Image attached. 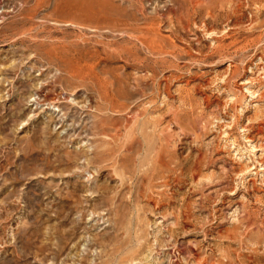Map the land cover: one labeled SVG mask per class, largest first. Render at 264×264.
<instances>
[{
  "label": "rangeland",
  "instance_id": "374dc122",
  "mask_svg": "<svg viewBox=\"0 0 264 264\" xmlns=\"http://www.w3.org/2000/svg\"><path fill=\"white\" fill-rule=\"evenodd\" d=\"M0 264H264V0H0Z\"/></svg>",
  "mask_w": 264,
  "mask_h": 264
},
{
  "label": "bare ground",
  "instance_id": "6f19581e",
  "mask_svg": "<svg viewBox=\"0 0 264 264\" xmlns=\"http://www.w3.org/2000/svg\"><path fill=\"white\" fill-rule=\"evenodd\" d=\"M104 98V97H103ZM108 103V102H107ZM109 103H110V101H109ZM112 138H114V137H112ZM168 240H170V239H168Z\"/></svg>",
  "mask_w": 264,
  "mask_h": 264
}]
</instances>
